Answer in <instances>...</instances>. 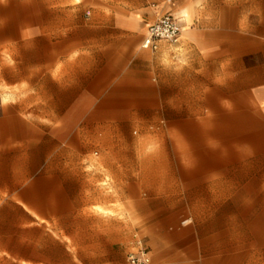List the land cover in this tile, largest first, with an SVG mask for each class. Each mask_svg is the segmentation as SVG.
Masks as SVG:
<instances>
[{
    "label": "rangeland",
    "instance_id": "obj_1",
    "mask_svg": "<svg viewBox=\"0 0 264 264\" xmlns=\"http://www.w3.org/2000/svg\"><path fill=\"white\" fill-rule=\"evenodd\" d=\"M174 2L185 15L182 0H0V264H128L139 247L197 264L203 228L220 264H264V99L184 95L205 43L256 63L264 33L204 34L190 14L177 43L144 50Z\"/></svg>",
    "mask_w": 264,
    "mask_h": 264
},
{
    "label": "crops",
    "instance_id": "obj_2",
    "mask_svg": "<svg viewBox=\"0 0 264 264\" xmlns=\"http://www.w3.org/2000/svg\"><path fill=\"white\" fill-rule=\"evenodd\" d=\"M183 7L190 9L194 17V25L199 32L204 34H252L264 33V0H182ZM175 13L185 17L178 11V4H170L166 13ZM163 15H158V19ZM157 19V20H158ZM156 20V21H157ZM155 21V22H156ZM153 22V23H155ZM187 24V22H186ZM149 25H147L148 30ZM185 31V29H184ZM146 37V36H145ZM163 43V42H162ZM160 43L159 49L162 47ZM207 53L197 59L198 66L196 69H186L187 75L190 72L197 74V81L202 82V89H187L185 97H219L210 91L221 90H244L252 94L253 91L259 93L264 99V52L261 54L259 62L254 63L251 52L237 53V44L232 41L226 43H205ZM245 49L252 48L251 44L244 45ZM220 50V52L218 51ZM222 50V52H221ZM159 51V50H158ZM189 81V78H187ZM216 86H212L215 85ZM238 84V85H237ZM207 85V88H205ZM212 88L211 90L208 89ZM237 94L229 93L227 96L235 97ZM29 166L24 159V177L28 175ZM44 170V169H43ZM216 201L205 202L197 200L196 205L192 208L197 210H213L219 208ZM198 225L205 227L208 223H214L215 218L202 216L198 219ZM203 248L196 252H186L187 257L196 256L197 264H220L219 258L222 254L218 249L205 248V241L214 240L215 233L203 228L201 232ZM128 258V256H127ZM128 263V260H127Z\"/></svg>",
    "mask_w": 264,
    "mask_h": 264
},
{
    "label": "built area",
    "instance_id": "obj_3",
    "mask_svg": "<svg viewBox=\"0 0 264 264\" xmlns=\"http://www.w3.org/2000/svg\"><path fill=\"white\" fill-rule=\"evenodd\" d=\"M185 26V17L171 12L163 15L155 23L149 25L142 48L156 52L162 42L177 43L184 32ZM127 260L128 264H156L150 251L143 247L130 252Z\"/></svg>",
    "mask_w": 264,
    "mask_h": 264
},
{
    "label": "bare ground",
    "instance_id": "obj_4",
    "mask_svg": "<svg viewBox=\"0 0 264 264\" xmlns=\"http://www.w3.org/2000/svg\"><path fill=\"white\" fill-rule=\"evenodd\" d=\"M184 13H185L186 17H189L190 14L193 16L192 11L190 9H185ZM185 31H187V29Z\"/></svg>",
    "mask_w": 264,
    "mask_h": 264
}]
</instances>
